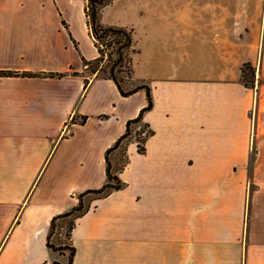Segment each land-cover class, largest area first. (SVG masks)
Segmentation results:
<instances>
[{
  "label": "crops",
  "instance_id": "obj_1",
  "mask_svg": "<svg viewBox=\"0 0 264 264\" xmlns=\"http://www.w3.org/2000/svg\"><path fill=\"white\" fill-rule=\"evenodd\" d=\"M85 3L0 0V72L17 73L0 74V264L56 259L51 218L106 182V150L146 105L84 72ZM139 21L132 78L150 88L152 134L118 171L110 152L125 186L76 218L72 264H264V28L238 26V0L164 2Z\"/></svg>",
  "mask_w": 264,
  "mask_h": 264
},
{
  "label": "trees",
  "instance_id": "obj_2",
  "mask_svg": "<svg viewBox=\"0 0 264 264\" xmlns=\"http://www.w3.org/2000/svg\"><path fill=\"white\" fill-rule=\"evenodd\" d=\"M111 4V0H86L83 11L88 35L97 51V56L89 61L84 60V72L89 76L108 78L113 81L121 96H128L139 89L146 92V105L136 117L126 122L124 132L116 139L114 144L106 150V182L94 189H87L78 193L77 204L69 211L54 215L50 220V227L46 236V246L59 255L67 251L65 263L54 259L51 264H72L75 248L70 242L71 230L76 218L83 215L90 208L94 199L104 198L111 191L121 189L125 183L121 181L115 170L111 169L109 154L112 150L120 148L123 151L121 164L116 170L122 169L127 161L126 147L130 141H135L139 153L145 151V141L152 134L147 123L142 122V114L152 106L150 88L144 83H136L132 78V54L136 53L134 47V31L132 27L106 25L101 23V11ZM240 78L245 86L253 87L254 71L250 63H244ZM0 74H17L0 72ZM85 79V83H87ZM85 117L81 119L83 122ZM65 229L66 241H60L61 230Z\"/></svg>",
  "mask_w": 264,
  "mask_h": 264
},
{
  "label": "rangeland",
  "instance_id": "obj_3",
  "mask_svg": "<svg viewBox=\"0 0 264 264\" xmlns=\"http://www.w3.org/2000/svg\"><path fill=\"white\" fill-rule=\"evenodd\" d=\"M183 4L184 0H111V4L104 7L101 11L100 21L106 25H117L132 27L135 30L134 39L137 47L138 28H139V11L145 10L154 5L163 4ZM158 3V4H157ZM260 24L264 28V0H238V26L249 27L254 23ZM78 41V40H77ZM81 45H87L81 40ZM136 55L132 54V61ZM260 61V56H259ZM259 64V62H258ZM253 68V67H252ZM253 85L255 81V69L253 68ZM137 150V148H136ZM65 229L61 230L60 241L65 242ZM67 251L63 252V257L56 254V259L65 263Z\"/></svg>",
  "mask_w": 264,
  "mask_h": 264
}]
</instances>
